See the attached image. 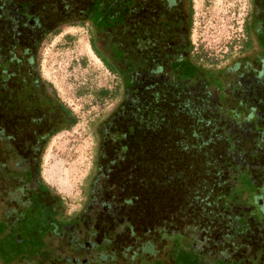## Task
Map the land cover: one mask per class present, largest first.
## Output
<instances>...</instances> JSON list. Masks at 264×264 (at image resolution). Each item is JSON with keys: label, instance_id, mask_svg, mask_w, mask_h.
I'll return each mask as SVG.
<instances>
[{"label": "rangeland", "instance_id": "obj_1", "mask_svg": "<svg viewBox=\"0 0 264 264\" xmlns=\"http://www.w3.org/2000/svg\"><path fill=\"white\" fill-rule=\"evenodd\" d=\"M6 1L10 6L3 12L12 21L19 8L27 12L25 0ZM262 1L192 0L193 58L176 59L170 73L179 91L167 86L158 100L150 97L139 108L120 106L119 80L93 51L89 25H65L40 42L35 71L78 117L45 146L41 176L64 199L60 209L68 215L85 212L89 220L80 231L85 239V229L94 227L99 241L114 240L118 264H241L233 257L257 253L260 260L264 254V82L257 81L264 75V23L254 36L258 50L243 49L252 13L264 21ZM33 35L22 34V45ZM16 55L12 72L25 74L30 55L22 48ZM133 82H126L127 93ZM5 86L15 87V80H0V90ZM21 98L28 103L22 93ZM2 110L0 127H7L17 150L26 151L28 123ZM101 131L111 133L103 144ZM120 134L127 135V149L117 158ZM227 143L233 156L220 171L229 190L219 201L216 194L224 189L218 185L224 182L212 166L226 154ZM96 176L106 187L100 202L110 201V213L98 206L91 220L86 204ZM21 185L2 189V208L15 203L9 192ZM54 244L63 249L60 240Z\"/></svg>", "mask_w": 264, "mask_h": 264}, {"label": "trees", "instance_id": "obj_2", "mask_svg": "<svg viewBox=\"0 0 264 264\" xmlns=\"http://www.w3.org/2000/svg\"><path fill=\"white\" fill-rule=\"evenodd\" d=\"M80 2L79 0H25L27 12L19 8L18 10L22 12L16 13L12 21L9 15L3 12L4 7L10 6V3L0 0V5L4 4L0 8V31L3 33L0 37V80L7 83L12 79L16 84L15 88L5 86L6 88L3 87L0 90V108L4 110V112L2 110L3 115L11 117L8 107L11 100H14L12 104L22 101L19 92L24 91L23 96L28 100L33 92L40 89V87L32 88L23 84L24 71L19 70L16 74L12 72V66H15L14 61H18L16 51L22 48L24 55L29 56L32 50L31 56L34 55V64H36L35 52L40 42L50 34L58 33L65 25L90 26V42L93 51L119 80L117 90L118 93L121 91L120 106L125 104L139 108L147 105L150 97L158 100L165 87L171 86L177 89L171 81L173 62L178 58H193L192 0H179V2L175 0H87L84 4ZM260 7L264 8V0ZM263 23V20L262 22L258 20L256 13H252L251 22L246 28L247 39L243 48L245 51L258 50L254 36L259 25ZM26 32L33 33L34 38L27 43L28 45L23 46L19 38ZM29 62L31 64L30 60ZM33 70L34 74L41 76V73L35 71V67ZM260 78L259 82H264V75ZM41 80L43 88L37 97L42 99L45 105L58 108L56 113H48V117L51 116L54 119L59 113L64 115L60 118L61 126L43 135L35 129L37 122L40 121L37 115L28 113L23 116L24 113H17L16 118H23L28 123L27 136L31 138L28 145L30 147L34 144L40 145L35 148L40 150L42 148V154L51 138L76 125L78 117L60 99L53 84L42 77ZM129 80L134 81V88L127 93L126 82L128 83ZM132 90L134 91L131 92ZM105 94H107L106 91ZM45 99L50 102L48 103ZM29 104L30 100H28ZM258 112L260 111L258 110L256 114ZM260 115L262 117L261 112ZM129 132L131 133V129ZM99 134L102 144L110 140L111 133L101 131ZM120 138L122 139L119 141L117 158H122L127 149V146L123 144L127 135L120 134ZM12 139L13 137L7 132V127H0V194L3 188L15 187L17 183H23L20 191H15L16 193L13 192V194L9 192L15 200V206L12 208L0 206V262L2 264H14L28 257L39 256V252L48 249L49 243L42 238V235L76 232V228L84 224L85 218L83 210L68 215L65 210L60 209L64 207V199L45 182L41 175L38 179L39 187L43 188H39L40 194H35L34 190L27 188L23 177H19L18 172L9 164L12 156H16L11 143ZM221 139L226 140L222 135ZM208 144H205L206 148ZM231 155L233 156L232 147L228 144L224 157L212 166L220 176L219 179L224 182L217 184L224 189L216 194L219 201H222L221 196L226 195L229 190L225 184V174L220 171V167L222 163H227ZM241 158L243 162L247 161L246 155H242ZM100 168L98 165V171ZM96 179L100 181L99 176H96ZM91 189L89 188L88 194ZM97 190L100 194L101 189ZM42 192L54 195L58 199V205L56 204V207L48 205L43 199ZM226 218H229V214ZM256 254L233 258L241 259V264H264V254L260 253V260L256 258Z\"/></svg>", "mask_w": 264, "mask_h": 264}, {"label": "flooded vegetation", "instance_id": "obj_3", "mask_svg": "<svg viewBox=\"0 0 264 264\" xmlns=\"http://www.w3.org/2000/svg\"><path fill=\"white\" fill-rule=\"evenodd\" d=\"M175 1L179 2V0H175ZM32 54L33 53L30 52V56ZM28 59L31 61V64L29 62L30 68L27 69V72L23 77V79L25 80L23 84L32 88L34 86L40 87V89H37L35 92H33L30 95V98L28 99L30 100L29 105L28 103L25 104L22 101L19 102L17 101L14 104H12L14 100H11L10 101L11 104L9 105L8 110L13 120L21 119L25 121L23 118H18V117L16 118L17 113H24L23 116L28 113L37 115V118L39 117L38 120L40 121L37 122L38 124L37 127H35V129H38L37 132H42L43 135H45L48 134L52 129H56L61 126L62 119L60 118L64 117V115L59 113L58 116L54 117V119L51 118V116L49 117L47 116L48 113H53V112L56 113L58 111V108H56L55 106L45 105L44 101L39 97H37V95L40 93V91L43 88L42 87L43 83L40 75L34 74L33 69L36 66V64H34V55ZM252 68L254 69V73L256 75L261 73V67H258L257 65L254 64ZM249 82H251V80ZM214 92H215L214 94H217L218 98H220L219 92L217 90L215 91V89ZM21 93L23 94V91H21ZM45 101H47V99H45ZM47 102L49 103L50 101ZM35 146H40V145L34 144L31 147L28 145L26 151L24 150L22 151L19 149L17 150V148L13 146V149H15L14 151L16 152L15 153L16 156H12L10 162L14 164L12 168L18 172L19 177H23V179L25 180L27 188L30 190H34L35 194H40L39 188L43 189L41 188V186L39 187V183H38L39 175H41L40 166L42 159L41 157L42 148L40 150V148H35ZM24 180L21 181L24 182ZM97 180L98 179H96L94 184H92L91 187L92 189L89 192V203L87 204L88 208H90L89 211H91L90 214L93 217V219L91 220H94L98 215V213L100 212L98 206L102 207L101 212L110 213L109 210L110 209L109 206L111 204L110 201H103L102 203L100 202L101 199H103L104 196L103 193L106 187L101 182L100 184H98ZM21 187L22 185L19 188L14 189L13 192L20 191ZM98 188L101 189L100 194L99 191L97 190ZM13 192L11 193L13 194ZM42 195H43V199L45 200V202H47L48 205H50L51 207H56L55 202L54 203L49 202L50 198L48 196H50L51 194H48L47 192H42ZM10 200L15 201L13 199V196L11 195H10ZM14 204L15 203H13L11 208L15 206ZM88 220L89 219L85 217L83 223L87 224ZM81 228L82 226L77 227L76 228L77 231L73 233L63 232L57 234L42 235V238L48 240L49 242L47 245L48 249L45 250L44 252H39V256H36L34 258L28 257L25 260H19V261H23L26 264H118L119 261H121V259H119V257L121 256L118 255L119 252L117 251V249H115L113 243L114 240L112 238H109L107 236L104 237L102 241H99L98 239L95 238L98 230L94 227L93 228L90 227L93 231L89 232L91 230L90 228L89 230L88 228L85 229L88 232V237L85 239L83 235L80 233ZM56 239L60 240L59 245L63 247V249L55 246L54 241Z\"/></svg>", "mask_w": 264, "mask_h": 264}]
</instances>
